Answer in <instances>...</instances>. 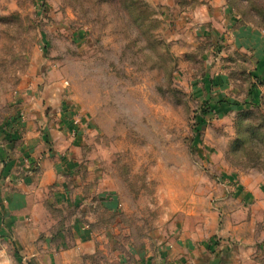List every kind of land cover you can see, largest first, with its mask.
Listing matches in <instances>:
<instances>
[{"label": "rangeland", "instance_id": "374dc122", "mask_svg": "<svg viewBox=\"0 0 264 264\" xmlns=\"http://www.w3.org/2000/svg\"><path fill=\"white\" fill-rule=\"evenodd\" d=\"M222 7L264 45V0H0V138L70 123L56 144L93 186L94 234L80 242L77 209L38 187L19 229L0 209V264H156L229 224L238 183L264 203V96L247 44L221 42ZM216 68L230 96L206 87Z\"/></svg>", "mask_w": 264, "mask_h": 264}, {"label": "crops", "instance_id": "0c3cea01", "mask_svg": "<svg viewBox=\"0 0 264 264\" xmlns=\"http://www.w3.org/2000/svg\"><path fill=\"white\" fill-rule=\"evenodd\" d=\"M221 12L225 21L222 26L221 42L226 45H233L238 40L246 43L247 47H243V49L248 51V57L252 58L253 61L256 60L254 71L256 80L251 90L250 99L253 102H258L264 96V45H261L263 42L258 39V34L250 31L249 26L236 28V25H238L237 16L229 7H222ZM214 72H217V77L214 80H217L219 85L214 87L215 84H209V86L206 84V87H209L213 94L218 90L220 92L227 90V94L230 96L229 88L226 87L230 84L225 77L227 76V69L220 70L216 68ZM213 94H210V96ZM34 123L29 120L23 122L21 126L24 135L23 141L18 142V145L14 144L18 140V136L14 133L10 135L7 132L4 138H0V209L6 218H10V222L15 223L12 228L14 230L19 229V224L23 223L22 217L31 212L33 189L38 187L50 189L55 197L60 198L61 205L66 207L71 205L72 209H77L78 213L74 215L75 221L73 224L77 225L74 227L75 235L78 237L77 239H80V242L84 241V238L89 240L94 235L93 230L86 223L88 216L83 213L85 209L83 211H80V209L84 207V204L89 205L91 203L84 196L86 192L82 193L84 188L87 187L90 191L93 186L83 184V180L81 181L79 177L75 179L76 173L79 172L74 171V162L68 157L71 150L67 151L66 149V151H63L59 148L62 144L60 142L56 144L57 134L63 133L61 130L62 124L63 127L66 126L70 130V123L63 119L55 120L51 122L50 128L47 129L48 134H44L40 129L38 130V124ZM41 125L43 123L39 122V126ZM52 141L55 148L56 145L58 146L56 152L52 150ZM10 149H16V151L11 152ZM37 166L40 168H37V171L34 172L33 170ZM17 185L20 187L18 189L14 188ZM236 186L237 192L244 194L242 198L243 205L248 204V207L242 206L239 211L228 214L229 224L224 223L206 230V237L198 236L201 241H196L195 238L190 236L178 239L175 244L171 245L172 250L169 251L168 260L160 262L155 259L156 264H264V258H262L264 256V230L261 226L264 215L261 216L256 209L257 205L264 203L259 195L255 193H253L255 196L253 201L248 202L251 193H245L247 189L244 187L246 186L245 183H238ZM70 188H73L72 191ZM79 189H81V192L78 191ZM73 192H75L74 196L76 195V198L74 203L70 204L69 200L73 198ZM77 199L80 201H77ZM233 216H237L239 219L233 221L231 219ZM261 241L263 243H260ZM49 252H53L51 245L48 246ZM147 264L150 263L147 262Z\"/></svg>", "mask_w": 264, "mask_h": 264}, {"label": "trees", "instance_id": "16d2710c", "mask_svg": "<svg viewBox=\"0 0 264 264\" xmlns=\"http://www.w3.org/2000/svg\"><path fill=\"white\" fill-rule=\"evenodd\" d=\"M260 81V78L258 79ZM254 86V85H253ZM255 103V102H254Z\"/></svg>", "mask_w": 264, "mask_h": 264}]
</instances>
